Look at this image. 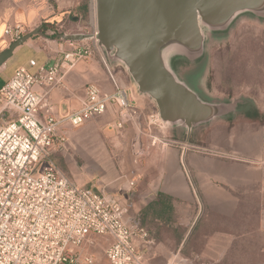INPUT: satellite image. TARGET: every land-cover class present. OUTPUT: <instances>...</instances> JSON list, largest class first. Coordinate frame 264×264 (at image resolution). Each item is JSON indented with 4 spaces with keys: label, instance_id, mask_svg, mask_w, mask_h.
<instances>
[{
    "label": "built area",
    "instance_id": "2783aa9c",
    "mask_svg": "<svg viewBox=\"0 0 264 264\" xmlns=\"http://www.w3.org/2000/svg\"><path fill=\"white\" fill-rule=\"evenodd\" d=\"M27 28L22 23L6 26L4 44L24 37ZM68 44L58 59L29 60L16 68L0 87V264H98L90 250L98 239L109 264H145L142 247L149 236L141 218L127 217L111 195L75 185L55 162V154L66 149L67 127L111 112L114 121L107 128L130 124L142 130L140 109L102 55L111 92L90 82L77 109L53 113L47 107L46 92L77 64L93 58L90 46ZM3 49L0 44V53ZM154 127L163 129L156 114L146 118L152 145L160 142ZM171 264L188 263L175 259Z\"/></svg>",
    "mask_w": 264,
    "mask_h": 264
},
{
    "label": "rangeland",
    "instance_id": "374dc122",
    "mask_svg": "<svg viewBox=\"0 0 264 264\" xmlns=\"http://www.w3.org/2000/svg\"><path fill=\"white\" fill-rule=\"evenodd\" d=\"M50 3L59 16L58 22H41L36 28L27 25L28 32L25 34L37 28L41 32V35L30 40L46 52L43 63L51 61L49 55L52 53H49L48 45L61 44V51L69 48L68 41L59 39L58 35L83 34L85 40L71 42L94 49L93 58L85 64L100 65L107 83L111 84L101 61L98 43H95L94 0H50ZM44 25L51 26L45 29V34L40 30ZM0 44L3 50L11 45L6 46L2 37ZM207 54L205 69L201 77L199 75L194 81V86L210 99L247 98L257 112L264 113V23L253 19L240 21L227 37L211 39ZM10 69L11 66L5 75ZM111 70H115L113 73L120 86L134 90L121 67ZM152 106L156 114V108ZM241 117L239 115L212 123L204 129L200 144L203 145L204 138L208 137L211 130L224 131L227 125L231 127L232 123L240 122ZM90 122H94L92 127L102 128L105 133H101L108 139L116 138V135H108L110 133L106 125L102 127V117ZM258 123L261 128L264 127V119ZM114 143L108 142L110 147H69L65 154L56 155L54 159L75 185L111 194L118 190L120 177L127 174L122 170L123 163H134L136 160V154L130 147H115ZM217 157L221 156L217 154ZM219 195L214 193V197ZM238 198L235 209L219 207L216 200H203L201 209L191 205L193 208L181 210V214L176 217L175 223L181 222L177 228L171 224L157 223L150 225V230L145 227L149 236L147 243H141V246L144 244L142 254L145 264H171L175 259L188 264H264V186L250 187L248 192L238 194ZM125 215L132 217L127 210ZM104 249L105 244L101 239L90 249L98 257V264H109L103 255Z\"/></svg>",
    "mask_w": 264,
    "mask_h": 264
},
{
    "label": "crops",
    "instance_id": "0c3cea01",
    "mask_svg": "<svg viewBox=\"0 0 264 264\" xmlns=\"http://www.w3.org/2000/svg\"><path fill=\"white\" fill-rule=\"evenodd\" d=\"M58 19L50 0H0V39L6 26L22 23L36 28L41 22H58ZM34 42L29 40L18 47L0 69V87L12 77L16 68L26 65L29 60L43 63L46 52ZM48 48L52 53L49 55L51 61L61 57V44L48 45ZM9 66L10 72L5 75ZM103 72L100 65L77 64L59 85L46 92L47 107H51L53 113L77 109L90 81L111 92L112 86ZM125 89L142 113L141 132L130 124L121 130L107 128L108 135H116L110 140L102 128L92 127L94 122L67 127L66 149L54 157L65 154L69 147H108V142L113 141L115 147H130L136 160L123 163L122 170L127 174L120 177L118 190L107 195L115 198L130 215L139 216L146 229L150 230V225L156 223L177 228L181 222L175 223V220L180 211L193 207L201 209L203 200H216L219 207L235 209L238 194L248 192L250 187L264 186V127L261 128L260 123L243 114L240 122L232 123L231 127L227 125L224 131L211 130L203 145L199 140L204 130L192 135L186 144L184 139L166 129L154 127L152 132L160 142L152 145L145 128L146 118L155 115L152 103L139 96L135 89ZM37 91L42 93V89ZM100 117L102 127L114 121L111 112ZM131 181L135 183L133 187L129 186ZM214 193L220 195L214 197Z\"/></svg>",
    "mask_w": 264,
    "mask_h": 264
},
{
    "label": "water",
    "instance_id": "95a60500",
    "mask_svg": "<svg viewBox=\"0 0 264 264\" xmlns=\"http://www.w3.org/2000/svg\"><path fill=\"white\" fill-rule=\"evenodd\" d=\"M94 9V36L107 65L121 67L135 92L154 105L163 128L186 144L212 123L254 107L244 97L210 99L194 81L205 69L211 39L227 37L244 19L264 23V0H94ZM36 35L38 28L3 50L0 68Z\"/></svg>",
    "mask_w": 264,
    "mask_h": 264
},
{
    "label": "trees",
    "instance_id": "16d2710c",
    "mask_svg": "<svg viewBox=\"0 0 264 264\" xmlns=\"http://www.w3.org/2000/svg\"><path fill=\"white\" fill-rule=\"evenodd\" d=\"M51 26L49 25H44V26H41L40 27V30L43 32V34L46 33L45 29L47 28H50ZM179 63H181L180 61L179 62H176L174 61L173 62V65L176 67V65H178ZM248 117L252 120V121H258V122H263V119H264V113H261V112H257L255 110L254 107H252L247 113ZM184 139V138H183ZM163 213V212H162Z\"/></svg>",
    "mask_w": 264,
    "mask_h": 264
},
{
    "label": "bare ground",
    "instance_id": "6f19581e",
    "mask_svg": "<svg viewBox=\"0 0 264 264\" xmlns=\"http://www.w3.org/2000/svg\"><path fill=\"white\" fill-rule=\"evenodd\" d=\"M93 11H94V14H95V9H94V6H93ZM95 42H97V40L95 39Z\"/></svg>",
    "mask_w": 264,
    "mask_h": 264
}]
</instances>
